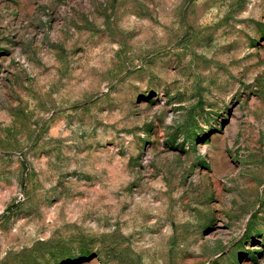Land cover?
Segmentation results:
<instances>
[{"label": "rangeland", "instance_id": "obj_1", "mask_svg": "<svg viewBox=\"0 0 264 264\" xmlns=\"http://www.w3.org/2000/svg\"><path fill=\"white\" fill-rule=\"evenodd\" d=\"M0 264H264V0H0Z\"/></svg>", "mask_w": 264, "mask_h": 264}]
</instances>
